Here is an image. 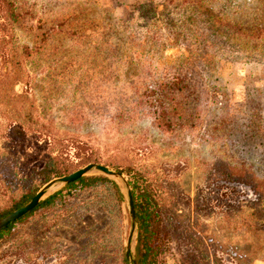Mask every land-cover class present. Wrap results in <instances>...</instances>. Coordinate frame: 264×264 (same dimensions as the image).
I'll list each match as a JSON object with an SVG mask.
<instances>
[{"label": "rangeland", "instance_id": "rangeland-1", "mask_svg": "<svg viewBox=\"0 0 264 264\" xmlns=\"http://www.w3.org/2000/svg\"><path fill=\"white\" fill-rule=\"evenodd\" d=\"M12 2L15 22L0 0V53L10 40L18 47L22 60L18 67L24 76L14 91L27 101L23 109L31 111L28 125L33 131L24 141L14 137L3 111L10 94L0 97V165L11 181L44 165L37 134L44 121L101 147L115 163L146 166L157 178L167 207L175 217L181 216L174 224L191 226L197 245L201 241L205 246L206 233L214 231L221 239L230 236L241 242L252 237L246 229L233 234L223 219L230 211L264 214V189L256 191L245 182L249 165L264 181L259 178L264 177V0ZM145 2L155 13L148 38H144L147 21L135 19L127 25L118 20L125 6L136 4L139 10ZM132 33L143 38L134 39L136 44L141 41L136 46L131 45ZM118 43L121 60L105 64L107 47ZM130 45L135 49L129 51ZM196 48L212 54L198 60L191 52ZM16 67L7 66L8 73ZM201 80L208 93L195 90ZM220 80L229 93L230 111L219 106L222 96L214 102L210 85ZM182 82L190 88L181 91ZM184 107L191 108L189 113ZM224 114L228 127L220 129L216 121ZM162 115H167V125L161 122ZM255 129L262 132L256 142L242 141L239 130L248 132L245 140H249ZM228 141L235 144L233 149ZM241 161L246 167L240 164L235 177L230 168ZM96 174L105 175H90ZM105 176L119 185L123 195L122 245L125 263L131 264L126 256L132 228L126 186L122 179ZM66 186L56 185L50 195ZM17 192L16 187L0 185V208ZM254 234L263 249L253 264H264V230ZM137 243L138 229L133 239L136 259ZM191 246L182 233L173 240L183 257ZM8 249L5 245L1 250L0 264H31L21 255L3 256ZM33 259L37 264H121L118 256L92 260L70 243L46 258L37 254Z\"/></svg>", "mask_w": 264, "mask_h": 264}, {"label": "trees", "instance_id": "trees-1", "mask_svg": "<svg viewBox=\"0 0 264 264\" xmlns=\"http://www.w3.org/2000/svg\"><path fill=\"white\" fill-rule=\"evenodd\" d=\"M1 3L7 5L10 18L12 22H15L16 13L12 0H1ZM146 3L148 2L142 3L144 8L139 10L135 9L136 4L125 6L123 15L118 18L119 21L127 25L134 22L135 19L147 21L144 26L147 28L144 38H148L151 27L154 26L152 21L155 18L153 17L155 13L152 5H149L151 9L148 10ZM132 34L130 36L131 45L136 46L141 41L136 44L134 39L141 40L143 38L139 33ZM208 42L210 41L208 40ZM119 45L120 43H118V47H107L104 52L105 64L111 65L121 60ZM131 45L129 51L135 49ZM194 51H191L192 54L198 60L203 61L212 54L202 51L200 48H196ZM21 61L18 47L15 46L13 40H10L0 53V97L4 98L10 94V100H6L3 104V111L6 112L8 119L7 127L11 128V133L17 140L24 141L32 133L33 127L28 125L32 119L31 111L25 113V108L23 109L27 102L26 99L14 91V86L21 82L24 76L18 67ZM13 64L17 65L16 69L8 73L7 66ZM209 64H206L208 68H210ZM215 66L217 65L212 67L215 69ZM8 84L11 85V88ZM200 84L201 86L195 89L198 94L208 93L205 82L201 80ZM189 88L190 85L184 83L179 87L181 91ZM210 88L215 99L214 102H217V96H222L223 99L219 101V106L230 111L229 93L222 81L210 85ZM173 109L175 110V107ZM190 110L191 108L184 107L186 114ZM166 116H160L164 125H167L165 123L167 121ZM250 120L254 127L253 119ZM228 123V115L224 114L222 118L217 119L216 127L222 129V127H228ZM39 127L40 129L37 130L39 139L38 137L37 139L41 143L40 159L44 162L40 169L22 178V180L11 181L4 172V165H0V185L16 187L18 190L9 204L0 208V218L30 202L38 190L51 179L69 174L89 163H102L126 175L132 188L138 220V264H253L258 252L263 249L261 241L255 239L258 234L254 233L264 230V214L259 215L257 211L245 214L241 210L239 214L236 211L226 212L227 215L222 219L229 229H233V234L246 229L252 237H246V240L240 242L233 240L230 236L221 239V236H218L217 232L214 231L211 234L206 233L205 243L207 245L202 246L201 241L197 245L193 237L195 232L192 231L191 226L179 228L178 225L174 224L181 216L175 217L174 213L167 207L166 197H163L157 186V178L151 174L146 166L115 163L103 153L101 147L91 144L83 137L56 130L44 121ZM239 131L241 134L243 133L244 140L242 141L244 142H256V137L260 133L262 135L261 129H255L250 132L249 140H245L248 132ZM226 144H229L232 149L235 146L229 141ZM241 145H238V148ZM251 145L245 143V147ZM240 159L243 160L244 158ZM237 164L230 168L235 177H237L241 167L240 164L246 167L244 161ZM247 171L249 177L245 182L256 191L257 187L264 189V181H260L256 177L257 175L251 165ZM259 178L264 179L261 176ZM122 200L121 189L114 180L100 174L83 176L42 200L33 211L0 229V253H2L1 250L5 245H9V249L3 253V256L21 255L31 264H37L36 259H33L37 254L46 258L65 249L70 243V245L76 246L77 252L86 253L92 260L104 261L109 256H118L120 263L126 264L122 245ZM222 226L221 228H224V225ZM181 233L187 239L188 244L192 245L184 257L173 247L174 238L177 235L180 236ZM196 239L198 237H195ZM31 255L34 257L32 258ZM226 258L230 259L226 260Z\"/></svg>", "mask_w": 264, "mask_h": 264}, {"label": "water", "instance_id": "water-1", "mask_svg": "<svg viewBox=\"0 0 264 264\" xmlns=\"http://www.w3.org/2000/svg\"><path fill=\"white\" fill-rule=\"evenodd\" d=\"M94 173H102V174L111 176L115 179H122L126 186L127 196H128V201H129V211H130V216L132 219V228H131L129 241L127 244L126 256H127L128 261L131 262V264H137L136 251L133 248V239H134V235L137 233L138 220H137V215H136V210H135L134 198L132 195V188L128 180L125 178V176L122 173H120L117 170L111 169L110 167L102 163H89L70 174L57 177L49 181L36 193V195L31 199L30 202L16 209L15 211L9 213L8 215L0 218V229L10 225L11 223L17 221L18 219H20L27 213L33 211L36 207H38V205L40 204L42 200H44L45 198H47V196L50 195V191L56 185L65 186V185H68L80 179L83 176H87V175L94 174Z\"/></svg>", "mask_w": 264, "mask_h": 264}]
</instances>
